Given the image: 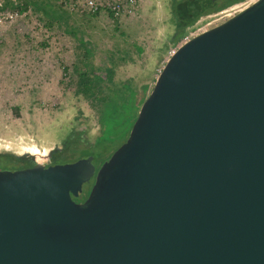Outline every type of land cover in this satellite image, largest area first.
I'll list each match as a JSON object with an SVG mask.
<instances>
[{
  "label": "water",
  "instance_id": "water-1",
  "mask_svg": "<svg viewBox=\"0 0 264 264\" xmlns=\"http://www.w3.org/2000/svg\"><path fill=\"white\" fill-rule=\"evenodd\" d=\"M0 168V264H264V0L182 44L99 167Z\"/></svg>",
  "mask_w": 264,
  "mask_h": 264
},
{
  "label": "rangeland",
  "instance_id": "rangeland-1",
  "mask_svg": "<svg viewBox=\"0 0 264 264\" xmlns=\"http://www.w3.org/2000/svg\"><path fill=\"white\" fill-rule=\"evenodd\" d=\"M175 1L180 0H140L135 15L114 19L105 10L94 15L77 11L65 0H25L16 19L0 24V152L47 165L69 145L75 127L87 126L94 141L100 127L98 108L78 92L76 83L82 47L92 51L91 63L101 73L113 68V88L129 81L136 87L147 85L149 95L172 47L190 32L208 30L256 0L202 14L194 23L211 1L180 3L187 32L176 44ZM123 126L117 128V144L126 136Z\"/></svg>",
  "mask_w": 264,
  "mask_h": 264
},
{
  "label": "trees",
  "instance_id": "trees-1",
  "mask_svg": "<svg viewBox=\"0 0 264 264\" xmlns=\"http://www.w3.org/2000/svg\"><path fill=\"white\" fill-rule=\"evenodd\" d=\"M186 0L174 2V18L176 30L172 36V41L176 44L181 41L187 32V24H181V16L178 11L180 3ZM244 0H226L222 4L200 11L193 18L191 23L202 14L218 11L225 7ZM85 46V42L81 40ZM82 59L75 68L78 92L91 104L97 106L99 114V133L94 141L88 138L87 126L79 125L69 134V145L53 156L52 162L55 164L73 163L83 158L78 157L80 152H86V157L93 156L92 164L96 170L107 160L128 138L132 126L138 117L141 105L148 96V86L136 87L132 82H125L121 89L112 87L113 68H108L105 74L101 73L90 60L92 51L86 46L80 49ZM124 125L126 136L119 144L116 143L118 137V127ZM36 165L11 152H0V168L17 169Z\"/></svg>",
  "mask_w": 264,
  "mask_h": 264
},
{
  "label": "built area",
  "instance_id": "built-area-1",
  "mask_svg": "<svg viewBox=\"0 0 264 264\" xmlns=\"http://www.w3.org/2000/svg\"><path fill=\"white\" fill-rule=\"evenodd\" d=\"M24 1L25 0H9V4L6 2L3 4V0H0V24L16 19L22 11V5L24 4ZM65 4L71 6L72 8L76 7L75 10L77 11L91 15L105 10L114 19H120L122 17L135 15L139 10L140 0H65ZM6 5H12L14 8H6ZM199 32V30L196 32H190V34L186 36L179 44L172 47L168 53L167 61L182 44L199 34Z\"/></svg>",
  "mask_w": 264,
  "mask_h": 264
},
{
  "label": "flooded vegetation",
  "instance_id": "flooded-vegetation-1",
  "mask_svg": "<svg viewBox=\"0 0 264 264\" xmlns=\"http://www.w3.org/2000/svg\"><path fill=\"white\" fill-rule=\"evenodd\" d=\"M202 1H204V0H202ZM210 1H211L212 3L209 2L210 4H209L208 6H206V7H204L202 11H204V10H206V9H208V8L216 7V6L220 5V4H222L223 2H225L226 0H210ZM206 2H207V1H204V3H206ZM52 160H53V159H52ZM52 160H51V162H50L49 164H47V165L55 164V163L52 162ZM27 167H29V166H27ZM96 172H97V170H96ZM96 172H95V169L93 168V171H92V173H91V178H90V180H89L88 182H86V183L83 184V191H82L78 196H73V199H74L76 202H78V203H82V202H84V201L87 199V197L89 196L90 191H91V189H92V187H93V185H94L95 177H96Z\"/></svg>",
  "mask_w": 264,
  "mask_h": 264
},
{
  "label": "bare ground",
  "instance_id": "bare-ground-1",
  "mask_svg": "<svg viewBox=\"0 0 264 264\" xmlns=\"http://www.w3.org/2000/svg\"><path fill=\"white\" fill-rule=\"evenodd\" d=\"M35 150V149H34ZM33 151V150H32ZM39 152V151H38Z\"/></svg>",
  "mask_w": 264,
  "mask_h": 264
}]
</instances>
